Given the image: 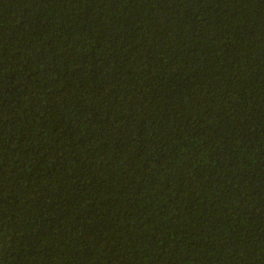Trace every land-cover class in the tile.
<instances>
[{"label":"trees","instance_id":"1","mask_svg":"<svg viewBox=\"0 0 264 264\" xmlns=\"http://www.w3.org/2000/svg\"><path fill=\"white\" fill-rule=\"evenodd\" d=\"M0 264H264V0H0Z\"/></svg>","mask_w":264,"mask_h":264}]
</instances>
